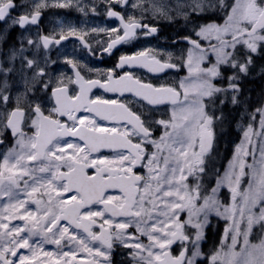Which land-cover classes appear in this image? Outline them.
Listing matches in <instances>:
<instances>
[{"label": "snow or ice", "instance_id": "snow-or-ice-1", "mask_svg": "<svg viewBox=\"0 0 264 264\" xmlns=\"http://www.w3.org/2000/svg\"><path fill=\"white\" fill-rule=\"evenodd\" d=\"M100 3L104 6L103 14L117 20L118 26L85 29L61 21L52 31L44 33L40 30L44 10L72 7L73 0H0V21L10 20L14 26L37 29L35 38L25 37L19 48H13L0 60V106L5 108L0 113V135L10 131L16 138L14 146L0 159V199L7 200L0 207V264H74L78 252L93 257L87 264H112L114 241L129 249L133 264H197V258L203 255L200 241L208 215L219 213L221 208L222 214L231 220L224 230V239L230 243H222L211 255V264H264V144L259 159L244 147L245 143H252L253 135L264 142V100L259 101V107L248 111L247 101L239 99L240 74H248L252 54L264 51V0L232 3L100 0ZM76 7L85 15L97 14L95 0L86 6L78 0ZM17 9L23 11L12 16ZM137 9L139 18L132 14ZM217 10L225 13L223 24L199 23V19ZM149 12L155 18L169 21L183 17L195 25L197 39L184 37L191 48L176 62H172L170 52L144 49L121 55L115 68L88 69L102 79H85L80 61L65 57L63 62L71 67L75 79L63 74L52 76L50 65L56 61L48 54L51 48L74 38L95 55L86 37L104 34L105 40L95 42L103 54L111 55L118 45L137 39L138 32L143 35L157 32L156 27L142 22ZM201 38L209 41L207 49L201 46ZM213 39L215 43H211ZM209 53L214 62L208 59ZM126 66H139L152 73L186 67L188 76L175 87L156 86L124 70ZM222 68L234 70L226 77V86L215 83L225 79ZM10 74L18 75L23 90L15 95L14 107L7 110V105L13 102ZM71 84L78 86L73 95H69ZM93 88L121 96L131 93L137 98L136 103L146 102L152 111L134 112L128 103L91 99L89 93ZM37 92L51 94L30 100ZM48 103L53 106L42 109V104ZM226 103L244 106L240 116L241 119L246 116L249 123L234 162L222 177L218 176L214 187H205L202 180L209 175L206 158H210L213 149L214 125L223 123ZM22 105L35 117L31 119L35 128L32 136H27L22 128L26 114ZM161 105L172 106L167 120L153 117V106ZM82 110L87 115H77ZM92 114L120 126L101 127L90 118ZM58 117L67 119L62 121ZM257 117L261 131L254 132L253 122ZM154 127L164 130L158 139L152 138ZM66 137L79 138L83 145ZM133 139L140 142L133 143ZM145 143L155 150L146 154ZM101 147L121 151L113 160L90 159ZM250 154L253 163L247 165L250 170L247 174L251 180L247 189L240 192L241 178L246 175L244 158ZM138 165L148 168L147 179L134 173ZM61 167L67 170L62 172ZM88 167L95 169V176L86 174ZM190 177L194 181L191 186ZM225 185L232 194L230 206L222 205L217 198L219 189ZM72 188L80 198L73 196L69 204L62 193ZM109 189H119L122 195H108ZM202 189L205 195L201 194ZM237 196L239 205L235 203ZM93 205L102 208L93 210ZM185 210L188 219L181 221L179 213ZM93 226H98L100 231L93 232ZM186 227L195 231L186 234ZM130 228L134 232H129ZM140 236L147 237L149 243L144 244ZM62 241L69 251L44 250L45 244L59 247ZM93 241H98L99 247H89ZM177 241L182 249L173 257L169 249ZM21 249L28 250L30 255H17Z\"/></svg>", "mask_w": 264, "mask_h": 264}, {"label": "flooded vegetation", "instance_id": "flooded-vegetation-1", "mask_svg": "<svg viewBox=\"0 0 264 264\" xmlns=\"http://www.w3.org/2000/svg\"><path fill=\"white\" fill-rule=\"evenodd\" d=\"M19 2V0H18ZM55 2V0H53ZM78 0H73V6L69 8H57V7H50L45 9L40 21V30L44 33H48L52 31L54 28L57 27V24L61 21L70 22L73 25L77 26L78 28H92V27H116L118 26V21L114 18L106 17L104 13V6L100 3V0H95L97 5V14L88 13L85 15L78 11L76 4ZM163 2L167 3H174L175 0H163ZM226 3H232L233 0H225ZM81 5H89L92 3V0H79ZM117 11H120V8H116ZM23 10L17 9L12 12V16H19ZM131 12V10H129ZM139 18L140 11L139 9L135 10L134 13ZM225 20V13L223 11L217 10L213 14H208L205 17L199 19V23L202 22H215V23H224ZM149 25V27H156L157 32L152 35H143L142 33L138 32L137 39L118 45L115 49H113L111 55L103 54L100 50L99 46L96 44V40H105L106 37L104 34H99L95 38L89 36L86 37L88 42L92 45L93 50L95 51V55L89 53V51L84 48L81 43L72 38L68 41L62 42L60 46H55L49 50V55L52 60L56 61V63L50 65L49 71L51 72L53 77H61L63 76H70L75 79L73 71L71 67L65 64L63 61L65 57L73 58L81 63L82 71L81 75L85 77V79H102L103 77L98 76L93 71H88V69H109L115 68L119 57L121 55H131L137 51H141L144 49H154L159 50L161 52H170L173 55V61L176 62L177 58H179L183 53H186V48L191 47V44L184 39V37H190L191 39H197L194 35V28L195 25L189 22H186L183 17H176L174 20L169 21L166 19H159L155 18L151 15V13L145 14V17L142 21ZM58 30V29H57ZM196 30V29H195ZM37 29L35 26H31L27 29L21 28L19 26H14L11 24L10 20L0 21V60L4 59L7 54L13 48L20 47V41L25 37L35 38V33ZM201 46L204 48L209 47V42H204L200 39ZM211 43H215L212 42ZM25 47H28L25 45ZM32 49H29L31 52ZM28 54V53H26ZM210 60V57H208ZM16 66H19L18 60L16 62ZM86 66V68L84 67ZM205 67L208 66L206 62ZM124 70L132 71L133 74L139 77L145 83H151L156 86H160L161 84H165L168 86L175 87V75L179 74L181 77L187 71L186 67H180L179 69H169L164 73H152L149 72L146 68H142L139 66L134 67H127ZM123 71V70H121ZM231 71V70H230ZM9 84L12 87V96L13 102L7 105V110H11L14 107L15 100L14 97L18 94V91H22V86L19 83L18 75L13 76L12 74L9 75ZM74 90H78V86L75 84L69 85V95L74 94ZM50 92L45 94L44 92H37L35 96L30 97L29 99L35 101L36 97H44L45 95L50 96ZM89 97L91 99H95L99 97L102 100H116L118 102L128 103L129 107L132 108V111L137 112L138 110L142 111H152L146 104V102L136 103L137 98H135L131 93H125L121 96L119 93L107 92L101 88H93L91 93H89ZM25 106V105H22ZM53 105L51 103L42 104V109H50ZM171 105H161V106H153L155 110L153 111L154 119H157L159 116L166 115L169 107ZM5 108L0 106V113H3ZM25 120L22 126L23 131L26 133L27 136H32L35 132V128L31 125V119H34V116L27 111V107L25 106ZM48 112L45 111V115ZM77 115H87V113L83 112L77 113ZM62 121H65L66 117H58ZM91 119L95 120L96 124L105 127L111 128L113 126L119 127L115 121L112 120H103L101 117H96L95 114H92ZM161 129L158 127H154L153 129V139H157ZM66 140L70 139L74 143H80L83 145V141L79 140V138H65ZM0 140H3V143L0 144V159H2L3 154H5L8 149L12 148L15 144L16 138L11 134V132H5L3 135H0ZM138 139H133V143H139ZM145 148L146 154L152 151V146L145 143L143 145ZM70 151V150H69ZM121 151L117 148H104L101 147L99 151L93 152L90 156V159H94L97 162L104 159L105 157L109 160H113L116 158L117 153ZM146 164V158H145ZM62 172L66 171L67 169L61 167L60 169ZM136 175H140L144 179H147L149 176L148 168L143 165H138L136 168L133 169ZM85 172L88 176H95L96 172L95 169L92 167H88L85 169ZM108 195H113L116 197H120L122 194L119 189H109ZM75 196L76 199H79V195L75 188H72L68 192L62 193V198L68 202L69 204L72 203V197ZM39 198V197H37ZM7 202L6 198L0 199V207L3 206ZM34 209L35 205H31ZM93 210H99L102 206L93 205ZM179 219L181 221H185L183 215H179ZM13 223H19L18 221H13ZM61 223H65L62 221ZM93 232H99L100 229L98 226H93ZM129 232H134V229L130 228ZM185 233L188 234V227L185 228ZM79 234V233H78ZM35 239V238H33ZM139 239L144 243L148 244L149 241L147 237L140 236ZM31 243V241H30ZM45 251H50L53 253H58L59 251H69V246L65 244L64 241L61 242V246H57L54 244H45L44 246ZM71 247H75L72 245ZM89 247H99L98 241H93L89 243ZM182 249L181 242L177 241L172 244L171 248L169 249L170 254L175 257L178 256ZM103 250V248H101ZM24 254L30 255V252L26 249H21L17 255ZM43 259V258H41ZM93 259V257L88 256L87 253L78 252L77 253V260L74 264H87L88 261ZM111 260L112 264H133L132 257L129 255V249L119 245V242L114 241L113 243V250L111 253ZM130 262V263H129Z\"/></svg>", "mask_w": 264, "mask_h": 264}, {"label": "rangeland", "instance_id": "rangeland-1", "mask_svg": "<svg viewBox=\"0 0 264 264\" xmlns=\"http://www.w3.org/2000/svg\"><path fill=\"white\" fill-rule=\"evenodd\" d=\"M203 23H206V22H202L201 24H203ZM218 24H223V23H218ZM196 31H198V29H196ZM201 40H203L204 42H209V41L204 40L202 38H201ZM212 42H215V40L213 39ZM189 48H191V47L186 48V50H188ZM209 57H210V60L214 62V57L211 55V53H209ZM252 59H253V63L249 68L248 74H246V75L240 74V81H239V87L241 85L240 88H242V86H244L242 84L244 83V80H245L247 75L253 76V78L260 76V75H263V77H264V51H258L256 54H252ZM221 71L224 73L225 79L217 80V81H215V83H217L218 86H226L227 85L226 77L231 75L234 70L231 68H222ZM186 76H188V71H186L185 74L182 75L181 77L179 76V74H176L175 75V86ZM241 82H242V84H240ZM263 100H264V95H263ZM229 107H231V106L229 105ZM255 107H259V105H257V106L255 105ZM255 107L248 108V111H252ZM172 110H173L172 106H170L166 115L159 116L157 119H165V120L169 119ZM243 111H244V106L238 107L236 110L237 117L240 116V113ZM226 115H230V113H226ZM237 117H236V119H237ZM236 119H234V120H236ZM248 123H249V120L246 116L243 119H241V116H240L239 122L236 125L238 127V130H239V136L232 142L230 153H229L227 159L223 162V164H222V161L220 159L218 150L215 152L214 151L215 148L213 146L212 152L210 154V158H206V163L208 164V168H209V175L204 177V179L202 180V183L205 187H214L215 183H216V179L218 178V176L222 177L225 174V172L229 169L230 163L234 162V157L236 156V149L238 146H240L242 144V142L245 139L244 138V131L246 130ZM158 128L161 129V132L158 136V138H159L163 134L164 130L161 127H158ZM217 129L218 128L215 124L214 125L215 137L217 135ZM253 129H254V132L261 131V129L259 127V118L258 117H257V120L255 122H253ZM262 144H264V142L261 141L260 137L253 135L252 136V143L251 144L245 143L244 147L246 148V150L249 153L254 152L256 159H259V152H260V148L262 147ZM214 145H215V140H214ZM154 150L155 149L152 146V151H154ZM244 159H245V164H246L244 171H245L246 175L241 178L240 186L238 189V191H240V192H243L244 190L247 189L249 181L251 180V176L247 174L250 172L247 165L253 163V156L250 154L247 157H245ZM188 183L190 186L192 184H194V181L192 180L191 177L189 178ZM201 194L202 195L206 194L204 189L201 190ZM217 198L219 199L221 204L224 206H230L233 203L231 190L226 185L222 186L219 189V193H218ZM235 203L237 205H239L241 203L239 196H237ZM222 213H223V208L220 209L219 213L214 211V212L209 213V215H208L207 223L205 224L204 229H203V239L200 241V250L203 253V255L197 258V264L199 262H201V264H211V260H210L211 255L215 251H217L221 248L222 243L223 244L230 243V240L225 241V239H224V230H225V228H227L229 226V224L231 223V220L227 217V215L222 214ZM179 215H183L185 220L188 219L187 210L180 212ZM202 219H203V216H201V220ZM209 226H212L213 230H216L215 232L217 233V240H216L214 247H211V244H209L208 245V251L204 252L202 249V246L205 242L206 228ZM241 227L243 228V225ZM194 231H195V229L188 227V234L189 235H191ZM237 250H239V245L237 246Z\"/></svg>", "mask_w": 264, "mask_h": 264}, {"label": "trees", "instance_id": "trees-1", "mask_svg": "<svg viewBox=\"0 0 264 264\" xmlns=\"http://www.w3.org/2000/svg\"><path fill=\"white\" fill-rule=\"evenodd\" d=\"M242 82L240 84H242ZM242 85L244 86L241 88L239 99L247 101V108L259 105V101L263 100L264 95L263 75L254 78L253 76L247 75ZM229 105L231 107H229ZM238 107L240 106H233L230 103H226L223 108L225 119L222 124H216L218 129L215 137L214 151L216 152L218 150L222 164L230 153L232 142L239 136V131L236 129V122H238L240 118V116L237 117L236 113ZM226 113H230V115H226ZM215 231L216 230H213L212 226L206 228L205 242L202 246L204 252L208 251L209 244H211V247L215 246L217 240V233ZM198 264H201V262Z\"/></svg>", "mask_w": 264, "mask_h": 264}, {"label": "bare ground", "instance_id": "bare-ground-1", "mask_svg": "<svg viewBox=\"0 0 264 264\" xmlns=\"http://www.w3.org/2000/svg\"><path fill=\"white\" fill-rule=\"evenodd\" d=\"M228 109H230V108H228Z\"/></svg>", "mask_w": 264, "mask_h": 264}]
</instances>
